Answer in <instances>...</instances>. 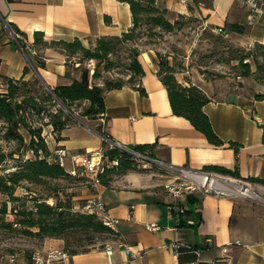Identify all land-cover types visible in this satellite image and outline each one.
<instances>
[{"label":"crops","instance_id":"0c3cea01","mask_svg":"<svg viewBox=\"0 0 264 264\" xmlns=\"http://www.w3.org/2000/svg\"><path fill=\"white\" fill-rule=\"evenodd\" d=\"M173 19L178 14L196 13L205 23L224 27L227 23L244 25L243 33H234L241 45L264 43V9L253 11L241 0H155ZM9 23H13L20 35ZM132 24L129 4L121 0H0V90L7 77L19 78L24 67L30 70L24 78L37 76L53 88L79 77V62L67 66V55L60 48L47 46L40 50L45 64L34 65V31L40 30L46 40L71 41L78 37L85 47L93 46L97 37L126 31ZM139 59L144 68L141 95L132 85L105 91V119L75 116L61 130L59 138L48 127L50 151L58 145L70 153L94 154L101 143V123L107 133L123 145L153 143L155 159L172 166L199 170L207 165L237 166L239 177L248 180L253 189L264 197V100L254 98L258 90L248 85L238 86L230 79L205 78L195 74L178 77L184 85L199 86L209 97L203 105L222 145L210 143L205 134L191 122L172 111L165 85L159 78L158 57L152 49L143 50ZM229 141L239 143L235 150ZM66 159V170L71 167ZM152 175L135 170L123 173L110 186L90 185L77 197L99 196L108 213L117 221V238L106 246L69 254L68 264H192L201 261H224L226 264H264V201L236 195L213 193L193 194L197 197V221L184 214L188 208L186 195L174 197ZM257 189V190H256ZM185 221L180 224V221ZM156 223L157 230L146 225ZM211 237V242H205ZM235 239L248 247L228 244ZM180 241L197 245L196 258L165 245ZM186 247V246H182ZM63 248L62 238H43L37 251L45 255L49 249ZM181 248V247H180ZM34 264L22 258L14 263Z\"/></svg>","mask_w":264,"mask_h":264},{"label":"trees","instance_id":"16d2710c","mask_svg":"<svg viewBox=\"0 0 264 264\" xmlns=\"http://www.w3.org/2000/svg\"><path fill=\"white\" fill-rule=\"evenodd\" d=\"M121 1L129 4L132 17L131 26L120 34L97 37L93 46L85 47L78 37L71 41L63 39L46 40L42 31H34L33 47L36 55L34 65L43 66L45 64L40 53L42 48L47 46L60 48L67 55V66L71 67L72 63L79 62V66L76 67L80 70L78 78L67 84H58L50 90L37 76H34L33 79L24 78V74L30 70L27 65L24 67V74L21 77H7L5 79V89L0 90L2 138L18 143V147L9 153L0 151V165L7 156L13 160L10 166L4 167V171L0 174V193L5 194L8 201L13 203L10 211L15 215L14 220H5L8 206L7 200L3 201L0 205V226L11 228L13 224H19L23 232L34 234L42 237V239L46 237L62 238L64 240L63 248L69 254L91 249H78L80 246H86L87 243L80 238L70 240V234L84 232L91 235L90 240L95 234H100L115 240L117 238L115 229L106 225L95 213L80 210L77 207L78 205L72 201L73 194H67L66 198H59L57 195L50 193L48 198H52L53 201L48 203L45 198L26 191L24 199L30 200L32 204L29 207L17 208L18 205H14V202L18 201L20 197L14 193L17 186L22 182L42 186L50 181L66 177H86L70 175L66 168L54 159V151H50L48 148V132L45 131V126L50 127V131L59 138L61 130L74 121L72 116L73 104L86 102L80 113L83 117H102L105 119V91L129 84L134 86L141 95L146 94L145 88L141 85V78L144 74V68L139 59L141 51L136 47L129 48L128 60L123 64L128 71L126 73L128 75L127 79L121 76L115 79L106 77L103 83H98L94 79L100 77L102 71L110 72L116 66L111 55L116 52L120 43L133 40L138 36L137 29L140 25L151 23L164 30H172L175 28L177 21L168 15L166 8L158 6L155 0ZM183 15L178 14L177 16ZM9 25L15 32L23 35L13 23H9ZM220 29L226 32L243 33L244 25L238 22L227 23ZM156 55L158 57L157 74L167 89L172 111L187 118L196 129L205 134L210 143L222 145L224 143L223 139L216 134L208 115L203 110V105L209 101L207 94L196 84L184 85L179 82L169 68H162L163 60L157 52ZM258 55L262 56V61H259ZM74 56L78 58V61L71 60ZM232 58H236L243 67L241 75L249 76L252 73L250 58L256 69L264 67V43L254 42V49L241 50L240 54L234 55ZM87 59L97 61L92 71L88 67L80 65L83 60ZM163 70L164 74H162ZM253 96L257 100H264V91H257ZM63 107L68 110L66 111ZM95 128L99 132L107 133L101 123L97 124ZM22 129L27 132L28 141H26ZM20 145L24 146V151L20 150ZM229 145L237 150L239 143L229 141ZM153 146V143H142L132 145L131 148L150 158H155L152 151ZM16 152L18 155L14 157L13 155ZM106 155L109 160L116 159L117 164L98 172L100 185L110 186L114 175L135 169V156L125 150L117 147L110 148L106 151ZM204 169L239 177L237 166L230 169L221 165H207ZM86 178L89 180L88 177ZM250 179L264 183V179L258 177H251ZM58 190L60 189L57 186L51 187V192ZM196 201L197 197L193 193L186 194L188 208L184 211V214L200 221V215L195 212L194 208ZM184 222L181 220L180 224ZM31 228L36 230L30 231ZM179 250L181 251L180 256L184 251L193 252L188 253V256L191 260H194L196 258L195 250H198V246L189 245V247H181ZM192 264L226 263L215 260Z\"/></svg>","mask_w":264,"mask_h":264},{"label":"rangeland","instance_id":"374dc122","mask_svg":"<svg viewBox=\"0 0 264 264\" xmlns=\"http://www.w3.org/2000/svg\"><path fill=\"white\" fill-rule=\"evenodd\" d=\"M173 19L177 23L172 30H164L151 23L140 25L137 29L138 36L133 40L120 43L116 52L111 55L116 66L110 72L102 71V75L94 81L103 83L106 77L115 79L120 76L127 79L128 75L126 73L128 71L123 64L128 60L129 48L136 47L140 51L152 49L157 52L164 63L162 68H169L177 79L178 77L188 78L193 75L192 73H195L201 74L205 78L230 79L238 86L248 85L258 91H264V67L256 69L250 58L252 73L249 76H243L241 75L243 67L236 58H232L234 55L240 54L241 50L254 49V43L241 45L233 32L221 31L217 27L206 24L204 17L196 13L184 14ZM258 59L262 61V56L258 55ZM71 60L78 61V58L74 56ZM96 62L95 59H87L83 60L80 65L91 69L95 67ZM162 74H164V70ZM85 105L86 102L73 104L72 116L74 118L75 116L83 117L80 113ZM87 118L92 119L91 117ZM45 129L47 130L48 127L45 126ZM22 133L28 141L27 132L22 129ZM17 147L18 143L2 138V126L0 124V151L9 153ZM19 147L20 150L24 151L23 145ZM17 155L16 152L13 156L17 157ZM135 159V169L133 170L152 175L162 183L161 187H164L166 182L174 179V174L165 165L140 156H135ZM12 161V158L6 157L0 165V174L4 171V167L10 166ZM121 175L119 173L114 175L112 183ZM86 185H91L86 177L75 178L72 176L53 180L42 186L22 182L15 190L14 194L19 196L20 199L15 201L14 205H18L17 208H23L32 204L30 200L24 199L26 191L45 198L48 203L53 201L52 198H48L50 193L57 195L59 198H66L67 194H73L72 201L80 205L84 199L77 196L82 194ZM52 186H57L60 190L51 192ZM6 200L8 213L5 215V220H14L15 215L10 211L13 203L8 201L5 194L0 193V205ZM35 230V228L30 229V231ZM69 238L70 240L80 238L87 243L86 246H80L78 249L103 247L111 245L113 242L111 237L107 238L106 235L100 234H95L90 240L91 235L84 232L70 234ZM41 241L42 237L23 232L19 224H13L11 228L0 226V262H8V256L12 253L16 255L17 261L22 258L31 259L33 253L40 247Z\"/></svg>","mask_w":264,"mask_h":264},{"label":"built area","instance_id":"2783aa9c","mask_svg":"<svg viewBox=\"0 0 264 264\" xmlns=\"http://www.w3.org/2000/svg\"><path fill=\"white\" fill-rule=\"evenodd\" d=\"M247 4L251 10L256 11L264 9V0H241ZM221 30L220 28H217ZM35 52V50H34ZM93 68L90 69L92 71ZM101 143L94 154L88 153H70L69 150L63 146L58 145L54 150V159L64 167L66 166V159L70 158L72 164L68 168V172L73 176H86L92 185L99 184L98 172L103 171L104 168L111 165H116L117 160H109L106 151L110 148H120L131 153L134 156H140L147 160H152L165 165L173 174L174 179L164 184V188L171 193L174 197L182 194H198V193H213L215 195H236L255 200L264 201V197L260 196L252 187L251 183L243 178L225 175L213 170L199 169L192 170L184 166H172L158 161L155 158H150L131 147L123 145L119 141L113 139L108 133L100 132ZM82 211L95 213L106 225L114 228L116 219L112 217L107 210L105 203L102 199L93 195L85 198L81 205L77 206ZM149 230H157L160 226L156 223H148L146 225ZM205 242L210 243L211 237H206ZM228 244H235L242 247H248L249 244L245 241L235 239ZM165 245L179 250L180 247L185 245L180 241H172ZM106 251L111 253V246H106ZM69 253L64 248L49 249L45 255L39 252H34L32 259L34 264H68L67 258ZM8 261L14 263L16 255L14 253L8 256ZM108 264H112L109 262Z\"/></svg>","mask_w":264,"mask_h":264},{"label":"water","instance_id":"95a60500","mask_svg":"<svg viewBox=\"0 0 264 264\" xmlns=\"http://www.w3.org/2000/svg\"><path fill=\"white\" fill-rule=\"evenodd\" d=\"M49 88V87H48ZM51 90V88H49Z\"/></svg>","mask_w":264,"mask_h":264}]
</instances>
